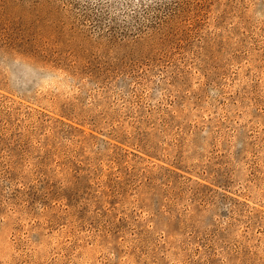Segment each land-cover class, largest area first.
Returning a JSON list of instances; mask_svg holds the SVG:
<instances>
[{
	"label": "rangeland",
	"instance_id": "1",
	"mask_svg": "<svg viewBox=\"0 0 264 264\" xmlns=\"http://www.w3.org/2000/svg\"><path fill=\"white\" fill-rule=\"evenodd\" d=\"M0 264H264V0H0Z\"/></svg>",
	"mask_w": 264,
	"mask_h": 264
}]
</instances>
